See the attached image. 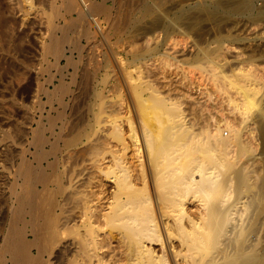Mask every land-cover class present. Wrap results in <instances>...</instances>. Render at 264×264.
Wrapping results in <instances>:
<instances>
[{"label":"rangeland","instance_id":"374dc122","mask_svg":"<svg viewBox=\"0 0 264 264\" xmlns=\"http://www.w3.org/2000/svg\"><path fill=\"white\" fill-rule=\"evenodd\" d=\"M87 1H89L91 5H95V6L98 5L99 7L102 8L101 10L97 11V15L99 16L97 17L100 18L99 21H101L100 23H101L102 33H104L107 36L104 35L103 37V34H101L100 31L94 32L95 30L97 31V29L87 17L81 14V3L78 0H0V143L6 144V142L8 143L11 142L10 144H14L12 148V152L8 157H5L4 155L0 156V164L3 163L2 166L4 167L8 166L7 168H9L10 165L9 169L14 174L16 173V171L21 170L19 169V167L22 168V170H26L25 168L28 162L29 163L27 165H31L33 167L35 165V167L33 168L34 170L35 168L38 167L37 162L39 156L38 154L35 153L37 150L36 147L33 145H31L30 152L28 153L30 155L29 160L27 162L26 159L23 160V157L26 156V153L23 154V152H26V149L29 148V142L33 140V135L35 134L32 131L38 130L39 127L43 128L45 134L44 137L46 138L47 136V139L51 142H54V140L56 141L55 137L52 135L50 131V122L52 121V119L53 121H55L56 119L55 123H57L56 126L57 133L59 132L58 126H61V124H63L64 121L65 132L63 131V135H64L63 136L64 139L62 138L63 140H71V139L73 140V138L75 139L79 131L83 130L81 129L83 127L84 129L85 127H87L86 128L87 131L85 133L86 135L89 136L91 135V132L94 130V128L97 127V121L99 119V116L100 115L104 116L103 118H101L100 116L101 119H104L106 116L109 115L107 114L109 113V109L104 110L103 113L105 112L107 113L102 114V110L103 108H105V105L117 99L115 102L121 101L123 104L122 109L120 111L121 113H119L118 120L119 122L122 123L124 132L131 134L130 130L132 127L131 124L129 126L128 123L134 121L133 123H134L135 131L138 132V134L139 133L141 134L140 132L141 129L139 128L141 122H138L141 120L138 119L140 118L142 119L143 117L142 112L137 116V113L138 112L140 113V107L136 108L135 105L134 106L132 105L133 100L130 98L131 94L127 91L128 90L127 84L126 85L123 84V77L119 72L121 68L120 69L118 68L121 65L122 68L125 69V71L129 75L131 74L130 72L135 71L134 73L131 74L132 77L130 76L133 80L131 78H129V80L131 79L132 82H134L133 84L131 83L132 86L135 85L137 86L139 84L140 78L139 79L137 78L138 76L140 77V72L138 70L139 65L132 60L134 59L133 56L137 54L136 52H138L137 48H139V45L136 44V36H135L138 33L136 26L137 24H139L138 19L136 18L140 16L139 13L141 12V7H142V4L140 3L143 1L142 0H87ZM144 2H147L152 5H154L153 3H155L156 10L155 9L153 10L154 12L151 17H154L155 15L158 14L164 16L163 13H165V17H163L165 20L163 23V27L165 29L164 28L163 30L160 29L161 32L159 31L158 35L161 36L159 37L161 38V40L166 38L164 50L169 51V53H171L172 55L174 54L173 56H175L177 59L179 58L177 61L178 63L176 62L175 65L172 67L164 68V69L155 68L157 69L155 70V73L158 72L160 73H158L159 76L157 75L158 79L157 77H155L156 74L150 78V80L153 77L155 79L150 81L152 87L155 88L156 91L159 93L158 96L162 98L167 97L166 98L168 99L167 102L169 101L174 102L175 100L176 104L178 105L180 104L181 106H183L182 109L185 110V113L186 110L188 109H190L191 111L194 110L193 112L188 110L186 116H187L188 125L198 135L196 136L197 140H194L195 142L196 141L197 142L196 144L195 143L194 144L196 146L198 143L200 146L197 145L196 147L197 152H196L195 147H193L192 145L193 143L189 142L187 148H190V150L194 148L192 151L188 150V152L190 151L191 154H193V151L195 153H198L196 154V157L197 155L200 156L199 160L203 158V154H202L203 152L201 149L203 148V146L204 148L208 147L205 146L207 145L206 143L212 144L216 139L215 135L218 134V137H220V133H221L229 138V146L227 147V153H228L227 159L231 161L230 163L232 165L230 167L227 166L226 168L227 170L222 172V175L223 174L224 175L223 176L221 175L220 178L221 180L227 179L228 180L227 182L229 183V186L224 187L223 193H225V195L228 198H230V200H228L229 201L228 206H231L232 203L234 202V199L236 198V191L234 189L235 184L237 182L236 172L240 170V168L242 170L243 168L245 169L247 168L245 170L246 172L244 170L243 171L247 174L246 177L247 186L248 185L250 186L244 188L243 196L245 197L244 200H246L248 196H252V195L256 199L257 204H255L254 206L255 207L254 213H255V217L257 218L255 220L256 221L255 223L258 222L255 225H257L258 227L257 226L254 227L255 228L257 227L258 228L257 230H259L260 227L259 231L261 232L262 235L264 231V226H263L264 225V140H263L264 136L263 134H261L262 130H260L261 121L260 118L258 117L259 116L258 109L259 108L264 109V70H262L264 69V20L260 21V19H257L256 16L258 15V11L261 9V7L264 6V0H249V2L245 5V7L243 5L239 6V11L241 10L240 14L235 15L234 18H233L234 15H231L230 11L232 7L236 8L238 6L237 3H233L232 6L228 5V7H226L225 4H221L220 1L218 0H183V1L182 0H147V1L145 0ZM158 2L161 3V6L160 3ZM201 4L202 6L200 7L205 6L204 7L205 10L203 11L199 10L200 9L199 5ZM158 8L160 9V11ZM182 8H184L183 11L181 10ZM223 8L225 10L222 11ZM197 9L203 13L201 12L199 13ZM216 9H218L219 11ZM187 11L188 14L190 11L191 13L188 15ZM243 11L245 14L241 15ZM179 12H181V14ZM208 12H210L208 14L210 16L207 15ZM217 12H219L218 13L219 15L217 14ZM195 13H198V16L195 15ZM215 13L218 17L219 16L220 17L219 18L216 17ZM191 16L193 17L191 18ZM194 16L196 19H193ZM205 16L210 18L208 19ZM211 19L212 21H210ZM8 20L10 21L13 20V21L11 23H9L10 22L9 21L8 22L9 24H7V22L5 21ZM207 20L209 21L207 22ZM194 21L196 22L195 24H193V27H191L190 25H192ZM167 23H169L170 25L169 24L167 25ZM181 23H183V25ZM186 23L189 24L186 25ZM11 24L13 27L8 26ZM165 24L167 25L168 28L171 27L169 31H167L168 28L166 27ZM198 24H200V26ZM51 25L55 26V28H50ZM172 25L174 26L173 28ZM8 27L10 29L12 28L13 30L10 31ZM91 37L92 38L94 37L96 39H92ZM118 38L121 40L117 41ZM170 38L172 39L170 40ZM54 42H57L58 46L56 48L58 50L60 51L63 50L65 52V56H61V57L55 56V54L51 50L52 44H54ZM167 45L169 47H167ZM111 46L114 47V49H116L115 50L117 52L116 58L118 59L119 65H117V62H115L114 59L115 55L111 50L112 48ZM181 51L183 53H181ZM214 59L217 62H215ZM212 61L218 64L219 67L222 66L221 67L222 69L220 68L221 69L220 71L223 70L222 73L220 72L221 74L219 73L216 78L213 75H211L212 73L210 74V72L206 71L207 67L211 64L210 62ZM239 68L241 69V71H244L245 73L251 72L253 74L255 79L252 85L253 87H256L258 89V93L256 95L258 106L252 108L248 114H244V112L242 111L243 110L241 108L242 107L241 102H243L241 101L242 96L237 92L235 88H233V86L231 85L229 86V82H227L228 80L225 76V75H230L231 72L232 73L237 72ZM125 71L124 74L126 73ZM113 73L114 75L116 73L118 74L114 76ZM127 73H126V78L128 77ZM185 76L188 78L185 79ZM116 78L119 80V82ZM119 78L122 80V82ZM135 79H137L136 82L139 80L137 84H135ZM188 79H190L191 81ZM181 80L182 82L183 81L184 82L182 83ZM104 82L106 84H104ZM113 82L115 84H112ZM56 84L57 85L62 84L66 86V87L64 86L65 87L64 89H67L68 93L66 91L65 93H67L68 95L64 94V92L62 93V95H60L61 97L63 96L65 97L63 98L64 101L70 99L68 100L69 103L68 106L66 107L59 106L57 99L56 100L51 99L52 103L50 101L49 102L46 101L48 99L44 92L49 91L50 93H52V90L54 91L55 89L54 87L57 86ZM116 84H118V87L114 86ZM111 85H113V87L118 89V91L115 88H112ZM182 85L185 86L188 85L189 87L188 86H186L187 88L185 86L182 87ZM192 85L193 86L195 85L196 87L195 86L192 87ZM218 86L222 87L223 89L219 88ZM180 87L182 90H184V92L180 91L181 90ZM172 88H173V92H172ZM35 91L38 94H36ZM186 92L190 93V97H189V93L187 95ZM134 93L135 92H133L132 94L133 97H134ZM166 93H168L169 95ZM32 94L35 96V99H33L34 96ZM41 94H43L44 96ZM30 96L33 97L32 100H35L36 102H33ZM148 96H149L148 91L146 93L143 92V97H148ZM179 97L182 99H180ZM188 97L190 100L188 99ZM150 100L151 99L147 100L148 102L147 104L149 106L154 105L153 100L151 101ZM196 100L198 102H196ZM45 101L46 103H44ZM183 101H185V103ZM64 103L66 104L67 102ZM100 103L101 105L104 103V105L101 106ZM134 108H136L137 110ZM202 108L204 110H202ZM40 109L42 110V112H40L41 111ZM62 109L64 110L65 114L63 113ZM105 109H107V107ZM240 109H242L241 112L238 111ZM26 110L28 111L29 115L26 114L27 113ZM58 110L60 111L59 113H61L59 114L60 118L62 116L60 120H58L59 119L57 115ZM30 111L32 112V114L30 113ZM162 111H163L162 108L160 109L158 108L159 117L164 116L165 111L163 112ZM40 114L44 115L42 117V120ZM47 114H49L48 117ZM32 115L33 117L35 116L34 119ZM194 115L196 116V120ZM27 117L30 120L32 119L31 123ZM131 117L135 118L136 120L131 119ZM128 118L130 121L128 120ZM162 119H165V117H162ZM213 119L215 122L218 121L220 123L219 125L221 128L219 130L214 128L215 123ZM190 120L192 122H190ZM225 120L231 122V125H233L231 129L227 130L225 128L224 125ZM211 124H213L214 126ZM161 126L162 124H157L156 126H153L152 128L153 132L157 133L158 130H160L158 128H161ZM208 126L209 128H211L210 134L209 131H206ZM20 128L22 130H19ZM24 128L25 130L26 128H29L30 133L27 137L28 141L29 139L31 140L29 142L26 141V136L22 135L23 138L20 136L22 139L18 137L19 135L22 134ZM45 128H47L48 130H45ZM136 128L139 130H137ZM18 130L20 131V134ZM128 135L126 134L127 137H129ZM17 139L20 141L18 142ZM62 139L59 140L58 143L60 146H63L65 143V141H63ZM114 143L117 144L116 142ZM190 143H192L191 144L192 147H190L189 145ZM200 143H202V148ZM240 144L242 145V147H240L241 146ZM49 145H50L49 143L46 144L44 148L46 150H49L50 149ZM243 145H245V150H243L244 149ZM218 149L221 150V148ZM225 151L226 150H224L223 152ZM35 154L36 156H38L37 158L35 157ZM89 154L87 155V157H89L90 160L92 159L94 161H96L97 159L99 160L101 159L100 157H102L99 156L101 154H99L98 157L93 155V152L91 153V155ZM62 158L63 157H61V159ZM62 160L64 161V159ZM203 160L204 158L201 161ZM12 164H14V166ZM64 164L68 165V167L70 165V163L67 164V162H64ZM23 179L24 176L23 178L20 179L12 178L11 183L7 185L8 190L1 191L2 193L0 192V216L4 221V224L2 226H4L6 223V226L10 227L13 221L14 222L17 221L16 219L17 215L15 212L18 206L17 204L18 197L19 198L24 197L25 199V197L27 196L25 200H29L32 202L36 197V195L33 196V194L30 191V188L26 184V180ZM14 180L17 182L18 186ZM99 180L100 179L97 178L94 181L93 190L95 189L94 191L96 192H98L97 190H100L101 188L102 181ZM21 182L23 184H21ZM19 184L21 185L22 188L20 187ZM230 184L232 185L230 186ZM20 190L22 191L26 190V191H23L22 193V191ZM13 193L14 194L17 193V194L14 195ZM32 197L34 198L32 199ZM11 198L13 200L15 199L16 201H13ZM51 200L55 202L54 194L52 195L38 194L35 200L36 203L33 202L35 203L34 204L35 207L38 206L36 208L37 212H41L38 214L44 215V217L40 219L38 223L40 222L42 223V221H45L44 220L45 217L46 218L49 217L46 219V221L48 219H51L53 210L55 211L53 207V202H51ZM44 201L45 203L42 204V202ZM37 202L39 204H37ZM202 204H203L202 198L200 197L195 198L193 195H190L187 199V205L189 206L191 214L196 218V220L199 219V217L200 218L202 216L204 217V219L202 220L200 219V223L202 224V227L205 229V232L210 233V235L207 236V239L209 240L211 239L213 242L221 243L228 237L227 233L232 230V226L234 225L235 222L233 219H229L226 222V227H225L226 232L216 233L219 227L210 228L206 223L208 218H211V220H213L212 218H214V216L205 215V211H204L205 209L202 206ZM216 204H214V208L217 207ZM13 206H15L16 208L15 207L13 208ZM40 207H42L43 209ZM9 208L12 209L13 213H11V210ZM44 211L46 213H43ZM251 211L252 210L250 209V212ZM173 215L176 214L174 213ZM245 217H248V215H245ZM52 219L47 222L45 221L44 225L43 222L42 224H40L41 227L40 225L38 227L39 229H41L42 226L44 227L47 225L44 228L45 229L44 231L43 229H41L42 233H44L42 236L43 239L42 241L46 246L48 244L47 241L45 242L44 238L46 234H48L46 232L47 228L49 227L51 228L50 229L51 234H55L54 232L56 231L55 229L56 220L54 218L55 222L54 221L51 222ZM110 226H107V229L105 228V231L108 233H112L114 236L118 235L119 238V232H120L119 229L112 228ZM170 230L172 231L173 236L167 238L164 235L163 230L161 228L160 235L162 237V243L164 247L161 245L160 241H154L156 254L163 255L164 253L165 258L167 259L169 264H173L174 258L179 262H182V264H185L186 260L184 259V255L187 253L188 245L180 237L179 235L180 232L177 230L176 226L171 225ZM212 232L214 234H212ZM30 233L31 232H29L28 235L30 236L29 239L31 240L33 239V234ZM54 237L55 235L52 236L51 238L50 247L54 246L53 245ZM118 238L102 241L101 244H98V247L95 250H93V248L90 250V253L92 255L85 256L84 258L85 261L87 263L91 262V264H97L98 260H101V264H132L129 258L130 256L128 255V247L129 244L132 245V243H129L127 240L121 241ZM47 248L49 249L48 246ZM173 250L181 251V253L180 254L179 252L177 254L174 253L173 256L172 253L174 252ZM34 251L36 252V250ZM55 251L56 248L53 250L52 255L50 257L48 256L49 255L48 253L47 254L45 253L44 259H48L49 262L48 260H45L44 264H57L56 262L57 259L56 256L54 255L56 253Z\"/></svg>","mask_w":264,"mask_h":264},{"label":"bare ground","instance_id":"6f19581e","mask_svg":"<svg viewBox=\"0 0 264 264\" xmlns=\"http://www.w3.org/2000/svg\"><path fill=\"white\" fill-rule=\"evenodd\" d=\"M78 1L81 3V14L87 17L94 24L95 28L97 29V31L95 30L94 32L100 31V33L103 34V37H104L105 34L102 33V28H101V23H100L101 21H99L100 18H98L99 16L97 15V11L101 10L102 8L99 7L98 5L96 6L91 5L89 1L87 0H78ZM142 1L143 2L140 1L141 3L139 2L140 4H142L141 12L139 13L140 16L136 18L138 19L139 24H137L136 26L138 33L135 36H136V44L139 45V48H137L138 52H136L137 53L135 54L136 56L135 55L133 56L134 59L132 58L133 59L132 61L136 62V64L139 65L138 70L140 72V77L139 76L137 77L138 79L140 78L139 79L140 81L138 80L139 84L137 86L136 85L132 86L134 82H132L133 79L131 78L132 77L131 74L134 73L135 71L134 72L129 71L131 73L129 75L125 71V69L122 68L121 65H120L121 67L119 66L118 68V69L121 68L119 72L121 73L123 77V84L125 85L127 84V87H128L127 91L131 94L130 98L134 102V103L132 102V105L133 106L135 105L136 108L140 107V113L138 112L139 111V108H138L137 116L141 114L142 112V115H143L142 119L141 118L138 119L140 116L137 118L138 120H141V121H138V122H141V125L139 127L141 129L140 131L141 134L139 133L140 134L139 135L138 132L135 131L134 123H133L134 121L132 120H131L132 122L128 123L129 126L131 124V127H132L130 130L131 134L124 132L123 125L118 120L119 113H121L120 111L122 109L123 104L121 101L115 102L117 99L105 105V108L107 107V109L103 108L102 114L107 113V112L105 113L103 112L104 110L109 109V113H107L109 114L108 115L109 117L106 116L108 118L105 117L106 119L105 118L101 119L104 116L100 115L101 118L99 116V119L97 121V127L94 128V130L91 132V135L89 136L86 135L85 133L87 131L86 130L87 127H85V129L84 127L83 128L80 127L83 130L79 131L75 139L73 138V140L72 139L63 140L64 139L63 131L65 129L64 121H63V124H61V126H58L59 132L57 133L56 132L57 123H55L56 119L55 121H53L52 119V121L50 122V131L52 135L55 137L56 141L55 140L54 142L49 141L47 139V136L45 138L44 129L39 127L38 130L32 131L35 134L33 135V140L31 141L29 139V141H31L29 142L27 138L30 133L29 128H26V130L24 128V130L22 131V134L18 136V137L20 136L22 137V135L26 136V141L29 142V148L26 149V152H23V154L26 153V156H25L26 158L23 157V160L26 159V162L29 160L30 155L28 153L30 152L31 145H33L36 147V150H37L35 153L38 154L39 156L38 162H37L38 167L36 165L37 168H35L34 170L33 168L35 167V165L34 167L31 165H27L29 163L28 162L26 164V168H25L26 170H22V168L19 167V169L21 170L16 171V173L14 174L9 169L10 165H9V168H7L8 166L4 167L2 166L3 163H1L0 164V192L8 190L7 185L11 183L12 178L20 179V178H23L24 176V179L26 180V184L30 188V191L33 194V196L36 195L37 197L38 194L39 195L40 194L41 195L42 194H46V195L54 194L55 202H53L52 200L51 202H53V207L55 209V211L53 210L52 216L56 220V225H55L56 231L54 232L55 234H51L50 227L47 228L46 230L48 234H46L44 239H45V242L47 241V244H48L47 246L49 247L48 249L47 246L44 245L42 241L43 240L42 236L44 233H42V230H41L43 229L44 231L45 230L44 228L47 225L44 227L42 226L41 229H39L38 227L43 222H44L43 223L44 225L46 219L49 217L47 218L45 217L44 218L45 221H42V223L41 222L38 223L39 220L44 217V215L43 214L39 215L38 213H41V212H37L36 208L38 206L36 205L37 207H35L34 205L36 203L35 202L36 197L33 201L35 203L29 200H25L27 196L25 197V199L24 197L23 198L18 197L17 198V202H18L17 208L13 206V208L14 207L16 208L15 213L17 215L16 217L17 221L14 222L12 220L13 221L12 225L10 227L8 226L9 227L8 228L6 226V223L4 226H2L4 224V221L2 217L0 216V264H44L45 260H48V259H44L45 253L46 254L48 253L49 254L48 256L50 257L55 248H56V251H55L56 253L54 255L56 256L57 264H91V262L87 263L84 258L85 256L92 255L90 253V250L92 248L93 250H95L98 247V244H101L102 241L118 238V235L114 236L112 233H108L105 231V228L107 229V226H110V225H111L110 227L112 228L119 229L120 231L119 238H118L119 240L121 241L127 240L129 243H132V245L129 244V247H128V255L130 256L129 258L132 264H169L167 259L165 258L164 253L163 255L156 254V249L154 247V241H160L161 245L164 247L162 243V237L160 235V231L162 228L163 233L167 238L173 236V233L170 230L171 225L176 226L177 230L180 232L179 234L180 237L188 245L187 253L184 255V259L186 260L185 264H264V231H263V234L261 235V232L259 231L260 227H259V230H257L258 226L255 225L258 223V222L255 223L256 222L255 220L257 218L255 217V213H254L255 212L254 206L255 204H257L256 199L252 195V196H248V198L244 200L245 197L243 196L244 188L250 186V185L247 186V181H246L247 174L245 173L246 172L245 170L247 168L246 169L243 168L245 172L241 168L240 170L236 172L237 182L234 187L236 191V198L234 199V202L232 203V205L230 204L231 206H228V203H229L228 200H230V198H228L225 195V193H223L224 187L229 186V183L227 182L228 181L227 179L221 180L220 178H221L222 172L227 170L226 169L227 166L230 167L232 165L230 163L231 161L227 159V156H228L227 147L229 146V138L220 133V137H218V134L215 135L216 139L212 144L206 143L207 145L205 146H208V147L204 148L203 146L202 148V143H200L204 160L201 161L203 158L199 160L200 156L197 155L198 158L196 157V154L198 153H195L193 151V154H191L190 152L194 148L191 150L190 148H187V145L189 142L193 143V144L190 143L189 145L190 147H192L191 146L192 144L193 147H195V151L197 150L196 148L197 145H199L197 143V145L195 146L197 141L195 142L194 140H197L196 136L198 135L188 125L186 113H188L187 111L190 109L186 110V113H185V110L182 109L183 106L179 104L181 106L180 107L178 104L175 103L176 102L175 100L174 102L172 101L167 102L168 101V99H166L167 97L162 98L158 96L159 93L156 91L155 88L152 87V84L150 81L153 80L154 77L151 80L150 78L154 76L155 74H156L155 77H157V75L159 76L158 73H160L158 71H157L158 73H155V70H157L155 68L164 69V68L172 67L175 65V63L178 61L179 58L177 59L175 56H173L174 54L172 55L171 53H169V51L164 50L166 38L161 40V38H159L161 36L158 35L159 34L158 32L160 31V29L163 30L164 28L163 23L165 20L163 17H165V13H163L164 16H161L159 14L158 15L154 14L155 16L151 17L154 12L153 10L156 8L155 3H153L154 5H152L147 2H144L145 0H142ZM218 1H220L221 4H225L226 7H228V5L232 6L233 3L238 4L236 8L232 7L230 11L231 12L230 14L234 15L233 18L235 17V15L240 14L241 10L239 11V6L243 5L245 7V5L249 2V0H218ZM160 6H161V3H160ZM200 6H202V4L199 5V7ZM204 7H200V9L198 7L197 8L203 11L205 10ZM224 8L222 9V11L225 10ZM240 8H243V7H240ZM181 10L183 11L184 8H182ZM199 10L198 12L200 13L201 11ZM213 12H216V11H213ZM179 13L181 14V12ZM190 13L191 11L189 12V14ZM209 13L210 12H208L207 15ZM218 13L219 12H217V14ZM187 14H188V11H187ZM242 14L243 15L245 14L244 11L241 13V15ZM195 15L198 16V13H195ZM192 17L193 16H191V18ZM216 17L218 16L216 15ZM256 17L257 19H260V21L264 20V6H262L261 9L258 11V15ZM193 19H196L195 16ZM9 21L10 20L5 21V22L9 24L13 20L10 22ZM208 21L209 20H207V22ZM210 21H212V19ZM195 22L196 21H194V23H192V25L190 26L193 27V24H195ZM168 24L169 23H167V25ZM181 24L183 25V23ZM187 24L189 23H186V25ZM198 25L200 26V24ZM8 26L10 27L12 26V24ZM173 27L174 26L172 25V28ZM50 28H55V26L51 25ZM170 28H168L167 31H169ZM11 30L13 29L11 28L10 31ZM92 39H96V38L93 37ZM171 39L172 38H170V40ZM119 40L121 39L118 38L117 41ZM57 46H58L57 42H54V44H52V47H51V50L53 51L55 56L57 57L65 56V52L63 50L61 51L58 50L56 48ZM167 47L169 46L167 45ZM111 50L113 54L115 55V58H114L115 62H117V65H119L118 59L116 58V54H117V52L115 51L116 49L112 47ZM181 53L183 52L181 51ZM215 62L213 61L210 62L211 64L207 67L206 71L210 72V74L212 73L211 75H213L216 78L217 75L220 72L222 73L223 70L220 71L222 69L221 68L222 66L219 67V65L216 64ZM131 63H130V66H131ZM124 71L128 75L127 77L128 80L126 78V73L124 74ZM160 71H163V70H160ZM225 76L228 80L227 82H229V86L230 85L233 86V88H235L237 92L242 96L241 101L243 102H241V105H242L241 108L243 110L240 109L238 111L241 112L242 110L244 114H248L252 108L258 106V103L256 100L258 89L256 87H253L252 85L255 77L253 76L251 72L245 73L244 71H241V69L239 68L237 72L235 73L231 72L230 75H225ZM129 78H131L132 80L131 79L129 80ZM186 78L188 77L185 76V79ZM136 80L137 79H135V84H137L138 82V81L136 82ZM104 84L106 83L104 82ZM112 84H115V83L113 82ZM65 85L58 84L57 86L54 87L55 88L54 91L51 89L52 93H50L49 91H45L44 93L46 94V97L48 99L46 101L48 102L50 101L52 103L51 99H55V100L57 99L59 106H63V107L68 106V103H69L68 100L70 99L64 101L63 98L65 97L60 96L62 95L63 92L64 94L68 95L67 89H64L66 87ZM111 86L112 88H115L113 87V85ZM114 86L118 87V84ZM183 86L185 85H182V87ZM194 86L192 85V87ZM219 88H222V87H219ZM116 90L118 91V89ZM65 91L67 93H65ZM147 91H148L149 96L143 97V92L146 93ZM180 91L184 92V90L182 89ZM133 92H135L134 93L135 98L132 96ZM172 92H173V88H172ZM113 93H116V92H113ZM189 97H190V93H189ZM32 98L33 97H31V100ZM33 99H35V96ZM149 99L153 100L154 105L149 106L147 104L148 103L147 100ZM32 101L36 102L35 100H32ZM46 101L44 103H46ZM64 102H67L66 103L67 105ZM183 102L185 103V101ZM196 102L198 101L196 100ZM103 105L104 103L101 106ZM158 108L159 109L162 108L163 111H165L164 116H162V117H165V119H162V117H159ZM196 109H195V112H196ZM202 110L204 109L202 108ZM26 112H27L26 114L29 115L27 110ZM40 112H42V110ZM59 112L60 111L58 110L57 111L58 113L57 115L59 118L58 120L62 118V116L60 118L59 114L61 113ZM30 113L32 114L31 111ZM63 113L65 114L64 110H63ZM48 115L49 114H47V117ZM258 115L261 121L260 130H262L263 132V133L261 132V134H263L264 136V109L259 108ZM40 116L42 120V117L44 115L40 114ZM132 117L131 119L136 118L135 116H134L135 118H132ZM31 120L29 119L30 123H31ZM195 120H196V116H195ZM190 122L192 121L190 120ZM30 123H29V126H30ZM38 123H39V120H38ZM214 123H215L214 128L219 130L221 128L219 125L220 123L218 121L216 122L214 121ZM157 124H162V126L161 128H158L160 130H158L157 133H154L152 128L153 126H156ZM224 125L227 130L231 129L233 126L231 125V122L227 120L224 121ZM209 126L206 131H209V134H210L211 128H209ZM19 130H22V129L20 128ZM45 130H48V129L45 128ZM19 134H20V131H19ZM126 134L127 135L129 134L128 135L129 137H127ZM61 139L65 141V143L63 142L64 143L63 146H60L58 144L59 140ZM19 141L20 140H18V142ZM114 142H116L117 144H115ZM10 143L8 142H6V144L0 143V156L4 155L5 157H8L11 154L14 144H10ZM48 143L50 144L49 145L50 149L46 150L44 146ZM240 147H242V145ZM243 147H244L243 150H245V145H243ZM218 148H221V150H219ZM188 150L190 151L188 152ZM224 150L226 151L223 152ZM92 152H93V155L97 157L99 154H101L99 155V156H102L100 157L101 159L98 160L94 156L97 160L96 161L92 159L90 160V158L87 157V155L89 153H90L89 155H91ZM36 154H35V157L37 158L38 156H36ZM61 157H63L62 159H64V161L61 159ZM64 162H67V164L70 163L69 167L68 165H65ZM12 165L14 166V164ZM97 178L102 181L100 190H97L98 192L94 191L95 189L93 190L94 181ZM22 182L21 184H23ZM231 185L232 184H230V186ZM23 191H26V190H23ZM190 195H193L195 198L196 197L202 198V203H203L202 206L205 209L204 210L205 215L214 216V218H212L213 220H211V218H208L206 223L210 228L219 227L216 233L226 232L225 231L226 222L229 219L234 220L235 223L232 226V230L227 233L228 237L224 241H222L221 243H217V242H213L211 239L210 240L207 239V236H209L210 233L205 232V229L202 227V224L200 223V219L202 220L204 219V217L203 216L201 218L199 217V219L196 220V218L191 214L190 208L187 205V199ZM33 198L34 197H32V199ZM13 201H16V200L14 199ZM43 203H45V201L42 202V204ZM37 204L39 203L37 202ZM214 204L217 205L216 208H214ZM250 209L252 210L251 212H250ZM10 210H11V213H13L12 209ZM43 213H46V212L44 211ZM174 213L176 215H173ZM245 215H248V217H245ZM52 216H51V219L53 218ZM54 218L52 219L51 222L54 221ZM51 219H48L47 221H50ZM254 226H257V227L255 228ZM29 232L33 234V239L31 240L29 239L30 237L28 235ZM212 234L214 233L212 232ZM54 235L55 237H54V244H53L54 248H53V247H50V243H51V238ZM34 250H36V252ZM178 252L179 254L181 253V251L172 252L173 256H174V253L177 254ZM97 264H101V260H98ZM173 264H182V262H179L178 260L174 258Z\"/></svg>","mask_w":264,"mask_h":264}]
</instances>
